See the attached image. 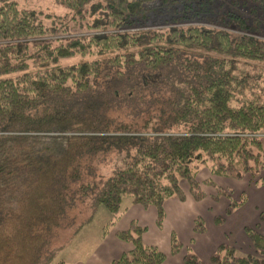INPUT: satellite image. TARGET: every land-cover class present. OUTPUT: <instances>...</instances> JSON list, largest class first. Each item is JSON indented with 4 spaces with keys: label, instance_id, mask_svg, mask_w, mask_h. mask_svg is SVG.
<instances>
[{
    "label": "trees",
    "instance_id": "obj_1",
    "mask_svg": "<svg viewBox=\"0 0 264 264\" xmlns=\"http://www.w3.org/2000/svg\"><path fill=\"white\" fill-rule=\"evenodd\" d=\"M54 3L71 12L74 33L0 0V264H65L50 240L84 203L110 213L105 236L124 198L154 207L158 229L168 199L200 202L202 185L215 202L230 198L196 180L203 166L261 182L264 0ZM245 201L230 200L225 215ZM193 225L206 231L201 217ZM244 232L253 254L221 243L209 261L264 264V228ZM144 233L136 222L117 232L132 249L111 264H163ZM181 248L171 233V255ZM183 264L206 263L188 249Z\"/></svg>",
    "mask_w": 264,
    "mask_h": 264
},
{
    "label": "rangeland",
    "instance_id": "obj_2",
    "mask_svg": "<svg viewBox=\"0 0 264 264\" xmlns=\"http://www.w3.org/2000/svg\"><path fill=\"white\" fill-rule=\"evenodd\" d=\"M15 1L19 7L41 12L43 17L51 16V19H43V24L45 26H49L52 22L58 26L68 24V27H65L74 33L73 31H75L76 25H74V21L71 20V12L56 5L54 0ZM87 34L89 33H85V30H83L76 34H63L59 37ZM260 138L263 140L264 135H261ZM206 178H210L215 186L231 191L230 198L220 197L217 202H215L211 199L210 195H214L216 189L210 185L201 186L203 191L207 194V197L203 203L200 204L198 215L203 219L207 229V236H209L210 239H215L219 232H225L227 235L226 237L230 238L232 241L230 244L241 253V248H245L246 246L244 243L245 240H249L244 232V228L249 227L256 229L258 224L261 230L264 228V218L262 219L260 217L261 212L264 210V175H262L261 182L256 184L249 176H246L242 180H234L212 175L209 168L203 166L198 171L196 180L200 182ZM242 194L246 197L245 203L239 207V209H236L232 215H225V209L230 203V200L239 201ZM126 200L128 199L124 198L122 204ZM72 214L75 216L74 221L72 220L65 227L55 229L54 236L51 237L49 245L50 249L59 247L58 250L60 251H58L57 259L63 260L65 264H76L78 261L83 260L86 254L92 251L99 243L102 229L110 219V213L104 206L100 205L94 209H90L87 203H84L81 207L78 206V209ZM89 216H91L90 219ZM212 216H223L226 221L223 225H216ZM221 237L223 238L220 239V244L227 243L225 240L226 237ZM250 248L251 251H253L251 246ZM209 263L211 262L209 261Z\"/></svg>",
    "mask_w": 264,
    "mask_h": 264
},
{
    "label": "crops",
    "instance_id": "obj_3",
    "mask_svg": "<svg viewBox=\"0 0 264 264\" xmlns=\"http://www.w3.org/2000/svg\"><path fill=\"white\" fill-rule=\"evenodd\" d=\"M262 145L264 148V139ZM205 199L200 202H195L189 197L185 201H179L176 198L166 200L163 204L165 217L161 229L156 226L157 212L154 207L145 209L140 205L131 204L129 199L126 200L122 204V213L119 220L105 236L101 235L97 246L76 264H111L123 253L130 251L132 245L118 240L116 233L126 231L131 222H136L140 227L146 228V233L142 236L143 243L157 247L165 255L163 264H183V257L188 249L205 261L206 264H211L209 263L210 255L220 244V239L223 238L221 236L226 237L227 235L225 232H219L215 239H210L207 236V229L200 235L194 232L193 222L197 217H201L198 215L199 206ZM171 233L176 235L182 245L181 251L175 256L171 255ZM225 240L229 244L232 243L230 238L226 237ZM244 243L246 246L241 248V253L253 254L254 249L250 241L245 240ZM249 245L253 251H251Z\"/></svg>",
    "mask_w": 264,
    "mask_h": 264
}]
</instances>
